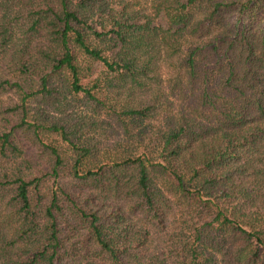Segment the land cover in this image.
Wrapping results in <instances>:
<instances>
[{"label": "trees", "instance_id": "trees-1", "mask_svg": "<svg viewBox=\"0 0 264 264\" xmlns=\"http://www.w3.org/2000/svg\"><path fill=\"white\" fill-rule=\"evenodd\" d=\"M0 264H264V0H0Z\"/></svg>", "mask_w": 264, "mask_h": 264}, {"label": "rangeland", "instance_id": "rangeland-1", "mask_svg": "<svg viewBox=\"0 0 264 264\" xmlns=\"http://www.w3.org/2000/svg\"><path fill=\"white\" fill-rule=\"evenodd\" d=\"M27 106H28V115H27L28 121L33 122L35 124H39V123L41 124L45 113V106L41 101V98L36 95L31 96ZM28 155L32 159L31 168L30 170H28L29 174L33 176H40L43 173H45L46 160H45V154L42 153L41 148L39 146L30 147ZM41 186L38 189H40Z\"/></svg>", "mask_w": 264, "mask_h": 264}]
</instances>
